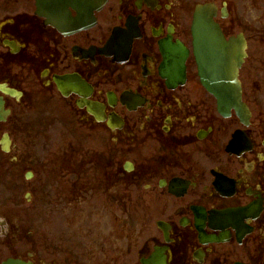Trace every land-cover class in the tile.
<instances>
[{"label": "flooded vegetation", "instance_id": "obj_1", "mask_svg": "<svg viewBox=\"0 0 264 264\" xmlns=\"http://www.w3.org/2000/svg\"><path fill=\"white\" fill-rule=\"evenodd\" d=\"M197 5L234 63L219 99ZM68 197L139 217L109 264H264V0H0V264H101L67 257Z\"/></svg>", "mask_w": 264, "mask_h": 264}, {"label": "rangeland", "instance_id": "obj_2", "mask_svg": "<svg viewBox=\"0 0 264 264\" xmlns=\"http://www.w3.org/2000/svg\"><path fill=\"white\" fill-rule=\"evenodd\" d=\"M68 126L71 129L76 128L73 122ZM65 136L68 160L76 161L78 154H83V152L77 153L80 135L78 132H65ZM85 138L82 143L92 145V142ZM69 198L65 206L67 215L59 217L60 221L56 222L57 225H61L62 230L66 227L64 243L67 244V257L78 258L79 256L86 262L98 260L101 264H109V259L115 258L117 255L121 257L123 252H127L125 248L128 244L132 246L138 242L139 217L126 214L112 216L109 210L107 214L95 215L94 201H84L83 204L78 205V199L70 201ZM78 209L87 210L84 212L86 215L71 214L73 212L78 213ZM81 226L83 227L82 230H80ZM92 228L93 232L91 231ZM131 253H133L132 250ZM131 256L132 260H135L132 254Z\"/></svg>", "mask_w": 264, "mask_h": 264}, {"label": "water", "instance_id": "obj_3", "mask_svg": "<svg viewBox=\"0 0 264 264\" xmlns=\"http://www.w3.org/2000/svg\"><path fill=\"white\" fill-rule=\"evenodd\" d=\"M207 10V6H198L195 11L192 28L194 54L202 84L219 99L223 91L230 94L234 90L235 78L230 60L226 65L222 62L220 32L206 21ZM179 52L183 51L179 49ZM222 80L227 83L219 85Z\"/></svg>", "mask_w": 264, "mask_h": 264}]
</instances>
